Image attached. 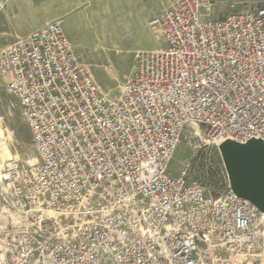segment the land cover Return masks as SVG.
<instances>
[{
	"label": "built area",
	"instance_id": "1",
	"mask_svg": "<svg viewBox=\"0 0 264 264\" xmlns=\"http://www.w3.org/2000/svg\"><path fill=\"white\" fill-rule=\"evenodd\" d=\"M225 2L213 20L216 0H168L149 22L167 47L138 54L115 98L59 22L0 52L38 153L0 175L3 264H264V213L230 179L217 196L195 159L169 174L188 130L204 147L264 142V1Z\"/></svg>",
	"mask_w": 264,
	"mask_h": 264
},
{
	"label": "rangeland",
	"instance_id": "2",
	"mask_svg": "<svg viewBox=\"0 0 264 264\" xmlns=\"http://www.w3.org/2000/svg\"><path fill=\"white\" fill-rule=\"evenodd\" d=\"M256 1L264 0H253L255 4H259ZM226 8L225 3L217 2L216 10L211 18L213 20L221 19L224 17L221 15H226L232 11ZM8 47L9 45L0 44V52ZM166 47L167 43L158 28H145V21L142 20L139 27L131 29V32L124 37H116L112 43H104L101 47L97 45H77L79 53L76 48L74 50L79 60L91 67L92 73L104 92L115 98L119 96L121 87L130 79L138 54L153 52V50L159 51ZM0 130L11 135L7 144L9 145L8 152L13 158V161L6 163V161L3 162L0 156V165L3 168H1V172L7 170L11 165L22 169L37 164L38 153L33 145L31 130L23 115L21 104L9 93L7 83L1 77ZM4 142L5 140L0 137V144ZM191 159L196 160L194 176L207 185L214 195L220 196L226 191L229 175L220 147L216 145L210 147L202 146L198 138H191L190 130H188L173 155L169 165V174L173 177L179 176L184 163ZM11 189V185L5 184L0 180V201H2V198L9 197ZM13 220L15 223L17 222L16 219ZM9 221L11 220L9 219ZM4 223L6 222L3 221ZM51 231L55 232V229ZM5 236V232H0V251H2V254L5 251L2 249L5 244V238H7ZM14 250L21 257L26 252L25 246L21 245L20 242L15 243ZM233 257L236 258L237 255L228 254L219 257V260H223L221 264H235L232 261L227 262ZM11 262V255L8 254L5 263L10 264ZM0 264H3V259ZM246 264H261V262L255 260L253 263Z\"/></svg>",
	"mask_w": 264,
	"mask_h": 264
},
{
	"label": "crops",
	"instance_id": "3",
	"mask_svg": "<svg viewBox=\"0 0 264 264\" xmlns=\"http://www.w3.org/2000/svg\"><path fill=\"white\" fill-rule=\"evenodd\" d=\"M167 4L168 0H0V44L10 46L17 37L59 22L79 53L77 45L112 43L142 20L150 28L149 22Z\"/></svg>",
	"mask_w": 264,
	"mask_h": 264
},
{
	"label": "water",
	"instance_id": "4",
	"mask_svg": "<svg viewBox=\"0 0 264 264\" xmlns=\"http://www.w3.org/2000/svg\"><path fill=\"white\" fill-rule=\"evenodd\" d=\"M220 150L233 191L264 212V142L227 141Z\"/></svg>",
	"mask_w": 264,
	"mask_h": 264
},
{
	"label": "bare ground",
	"instance_id": "5",
	"mask_svg": "<svg viewBox=\"0 0 264 264\" xmlns=\"http://www.w3.org/2000/svg\"><path fill=\"white\" fill-rule=\"evenodd\" d=\"M0 137L3 139V140H5V142L3 143V144H0V156L2 157L1 159L3 160V162L4 161H6V163L7 162H11V161H13V158L11 157V154L8 152V147H9V145L7 144L8 143V141L10 140V138H11V135L10 134H6L4 131H1L0 130ZM1 163V162H0ZM11 164V163H10ZM9 164V165H10ZM8 166V165H7ZM4 167V166H3ZM10 167H13V165H11ZM9 167V168H10ZM1 168H2V166L0 165V175H1ZM3 169V168H2ZM10 220L12 219H16V216H15V214H11L10 215V218H9ZM17 221V220H16ZM11 222V221H10ZM17 223V222H16ZM2 251H0V261L2 260V259H4V254H2L1 253ZM241 257H243L244 258V255H241ZM241 257H233V258H231L229 261H227V262H230V261H232V262H235V264H239V262L241 261ZM222 262V261H221ZM250 262H253V261H249V263Z\"/></svg>",
	"mask_w": 264,
	"mask_h": 264
}]
</instances>
